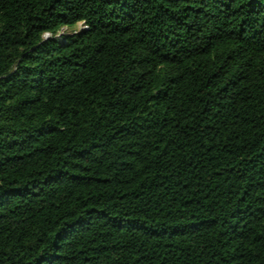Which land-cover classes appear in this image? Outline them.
<instances>
[{"label":"trees","instance_id":"obj_1","mask_svg":"<svg viewBox=\"0 0 264 264\" xmlns=\"http://www.w3.org/2000/svg\"><path fill=\"white\" fill-rule=\"evenodd\" d=\"M0 264H264V0H0Z\"/></svg>","mask_w":264,"mask_h":264},{"label":"rangeland","instance_id":"obj_2","mask_svg":"<svg viewBox=\"0 0 264 264\" xmlns=\"http://www.w3.org/2000/svg\"><path fill=\"white\" fill-rule=\"evenodd\" d=\"M80 26H76V27H72V28H64L61 33L58 35V38H61L63 35H66V34H70L71 32H73L75 29H78L80 28Z\"/></svg>","mask_w":264,"mask_h":264}]
</instances>
